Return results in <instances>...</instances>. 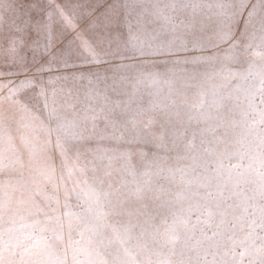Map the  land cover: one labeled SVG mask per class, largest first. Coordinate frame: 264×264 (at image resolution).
Wrapping results in <instances>:
<instances>
[{
    "label": "clouds",
    "instance_id": "clouds-1",
    "mask_svg": "<svg viewBox=\"0 0 264 264\" xmlns=\"http://www.w3.org/2000/svg\"><path fill=\"white\" fill-rule=\"evenodd\" d=\"M92 7L0 0V264H264V0Z\"/></svg>",
    "mask_w": 264,
    "mask_h": 264
},
{
    "label": "rangeland",
    "instance_id": "rangeland-1",
    "mask_svg": "<svg viewBox=\"0 0 264 264\" xmlns=\"http://www.w3.org/2000/svg\"><path fill=\"white\" fill-rule=\"evenodd\" d=\"M98 2L99 0H19L20 12L24 16V21L16 23V35L20 36L23 34L27 23L30 25L29 41H31L37 38V33L31 30V26H41L44 33L50 35L52 43L57 48L63 50L64 54L69 56L70 59L76 58L75 54L68 47V40L72 35L79 36L81 46L85 52L92 54L93 49L87 36L85 33L78 31L77 28L78 25L80 28L85 27L89 17L98 14L99 9L94 11L92 7L93 4ZM47 42L44 41V43ZM40 48L42 52L43 43L40 45ZM24 51L27 52L28 57L31 59L33 52L29 51L27 47H25ZM46 62L47 57L44 56L40 60V63L35 65L30 64L29 66L39 68L41 65H44L43 74L47 76L49 75V71ZM0 67L3 66L0 65ZM5 70L9 71L10 69L6 68ZM82 70L87 71L86 68ZM11 79H16L19 82L23 77H11ZM23 86H30V82H25Z\"/></svg>",
    "mask_w": 264,
    "mask_h": 264
}]
</instances>
